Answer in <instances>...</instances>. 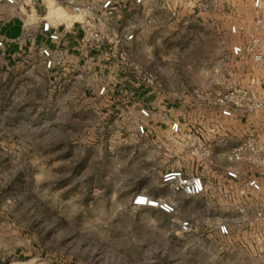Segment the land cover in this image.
<instances>
[{"label":"rangeland","instance_id":"obj_1","mask_svg":"<svg viewBox=\"0 0 264 264\" xmlns=\"http://www.w3.org/2000/svg\"><path fill=\"white\" fill-rule=\"evenodd\" d=\"M117 1L115 31L101 30L103 39L128 31ZM201 3L155 0L152 9L134 10L125 62L102 48L80 67L62 57L45 123L30 117L31 86L8 89L0 126V264H264V206L256 221L242 219L244 186L228 191L215 181L190 197L161 181L188 160L213 161L205 155L213 146L178 137H224L234 127L209 102L216 94L240 87L264 98V48L261 61L231 53L264 32V13L250 0L228 10ZM232 25L245 30L233 34ZM142 107L151 117L139 115ZM171 120L181 122L182 135L167 133ZM138 123L147 125L145 134ZM229 155L218 165L228 166ZM139 193L169 198L177 212L134 207ZM188 217L191 231L182 232ZM218 223L229 224L230 236L217 235Z\"/></svg>","mask_w":264,"mask_h":264},{"label":"crops","instance_id":"obj_2","mask_svg":"<svg viewBox=\"0 0 264 264\" xmlns=\"http://www.w3.org/2000/svg\"><path fill=\"white\" fill-rule=\"evenodd\" d=\"M122 1L124 16L122 22L128 23L125 25H128V31L131 32L132 28L137 27L133 22L138 19L133 17L136 14L134 10H141V7L152 9L156 6L155 0H144L141 4L137 3V0ZM172 1L186 3L191 8L194 6L192 0H186L190 3L184 0ZM102 2L103 0H79L80 5L90 8H85L81 13H75L66 5V0H21L16 7H11L0 1V40L3 42L0 47V126L7 120L1 108L7 104L5 97L9 94L8 89L13 90L16 86L24 85L33 88L35 103L31 107V119L42 118L44 123L45 119L49 120L51 82L52 79L58 78L59 72L63 69L62 57L66 56L72 62L79 63L78 67L84 58L97 59L98 50L88 48L83 41L85 30L91 28L96 31L106 29L109 33L115 31V17L103 15ZM234 4V2H223L220 7L228 10ZM44 20H48L52 24L53 30L60 32L59 41L52 42L42 32L41 27ZM42 46L49 47L54 53L56 63L52 69L46 68L44 64V58L40 52ZM99 88L100 84L97 86V92ZM40 91L42 100L37 97ZM226 119L227 124L234 127H228L222 133L224 137H178L194 139L195 143L199 145L213 146L212 152H210L213 161L211 160L210 163L205 161L200 166L196 157L198 154L194 152L197 162L192 163L191 160H188L184 164H180L181 167L178 169L184 170L187 176L200 175L204 179L206 191L202 195L206 194L211 187L213 188L215 181H218L220 188L229 187L228 191L235 189L238 192L244 186L245 196L239 199L243 208L242 219L248 218L252 221V219H256L257 214L264 206V187L262 191L255 192L246 186V182L252 177H258L264 181V176L248 160L236 163L228 161L226 162L228 166L222 167L218 165L217 158L224 157L225 154L229 155L240 141L247 138L246 136H255L264 140V120L238 112L232 118ZM229 164H234L239 175L237 180L228 178ZM189 217L188 220H191ZM216 233L220 235L217 230ZM251 236L254 238L256 235L252 232ZM251 244L253 245V242Z\"/></svg>","mask_w":264,"mask_h":264},{"label":"built area","instance_id":"obj_3","mask_svg":"<svg viewBox=\"0 0 264 264\" xmlns=\"http://www.w3.org/2000/svg\"><path fill=\"white\" fill-rule=\"evenodd\" d=\"M1 2L11 6L16 7L21 0H0ZM79 0H66V5L73 10L75 13H81L85 7L78 3ZM144 0H137V3L143 2ZM240 0H202L201 5H214L220 6L223 2H234ZM244 1V0H241ZM251 7L260 13H264V0H250ZM121 7H119V2L117 0H103L101 4V10L105 17H114ZM200 3H199V7ZM259 26V21H258ZM42 32L47 35V38L52 42H57L60 40V32L53 30L52 24L48 20L42 22ZM245 30V26L232 25L230 31L233 34H238ZM134 38V33L127 31L121 37L107 36L103 39L100 36V31L94 29H86L83 37V41L87 47L96 49L101 52L102 49H106L107 56L117 57L121 59L122 62L127 61V53L122 49L123 46L126 47L129 42ZM106 43L109 47H105ZM3 42L0 40V47H2ZM102 48V49H101ZM264 48V32L258 36L252 37L248 44H234L231 48V53L234 56H242L244 53L249 52L252 55L253 60L261 61L263 59V53L261 49ZM40 52L44 58V64L46 68L52 69L55 66L56 59L52 49L47 46H42ZM105 91V87L100 89V94ZM213 106L219 108V112L223 117L232 118L236 112L243 115L252 116L254 118H261L264 120V98L257 96V94L252 93L240 87H233L224 90L209 101ZM139 115L147 119L151 117V111L147 107H142L139 110ZM169 130L171 134L180 135L182 133V124L178 120H171L169 124ZM137 133L140 135L145 134L148 131V127L145 123L137 124ZM216 127H212L210 132L215 133ZM210 153L207 152L205 155ZM229 160L231 162H242L248 160L251 165H253L257 170H259L264 176V140L259 137L250 136L238 143L229 155ZM228 178L232 180H237L239 175L234 167H230L227 170ZM161 181L164 186H171L174 188V192H183L185 195L190 197H195L202 195L206 191V184L204 179L200 175L187 176L184 170L178 168L167 169L163 172L161 176ZM246 186L255 192L262 191L264 187V181L260 180L258 177L249 178L246 182ZM132 205L134 207H148L152 209H157L164 214L173 215L177 212L176 203L166 197H154L145 193H139L135 195L132 199ZM179 227L182 232H190L192 224L189 220H182L179 223ZM217 232L223 236L227 237L231 234V229L227 223H218L216 226Z\"/></svg>","mask_w":264,"mask_h":264}]
</instances>
